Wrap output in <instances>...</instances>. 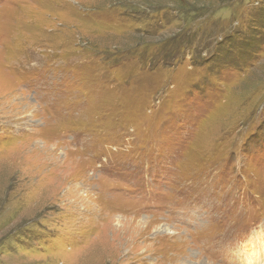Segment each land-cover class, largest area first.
Masks as SVG:
<instances>
[{"label":"rangeland","instance_id":"1","mask_svg":"<svg viewBox=\"0 0 264 264\" xmlns=\"http://www.w3.org/2000/svg\"><path fill=\"white\" fill-rule=\"evenodd\" d=\"M0 264H264V0H0Z\"/></svg>","mask_w":264,"mask_h":264}]
</instances>
